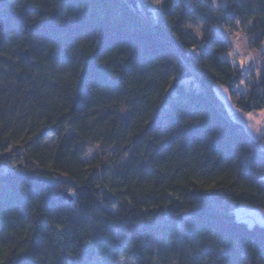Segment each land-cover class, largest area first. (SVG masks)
<instances>
[{
	"label": "trees",
	"instance_id": "trees-1",
	"mask_svg": "<svg viewBox=\"0 0 264 264\" xmlns=\"http://www.w3.org/2000/svg\"><path fill=\"white\" fill-rule=\"evenodd\" d=\"M136 1L0 0V264H264L237 215L264 213L262 140L217 93L264 108L219 30L259 48L264 0ZM96 145L129 162L88 166Z\"/></svg>",
	"mask_w": 264,
	"mask_h": 264
},
{
	"label": "rangeland",
	"instance_id": "rangeland-1",
	"mask_svg": "<svg viewBox=\"0 0 264 264\" xmlns=\"http://www.w3.org/2000/svg\"><path fill=\"white\" fill-rule=\"evenodd\" d=\"M215 5H219V4H225L226 0H213ZM238 2H241L243 0H236ZM156 7L157 5L154 4L153 0H152V11H156ZM201 26L202 23L200 21H197L195 23H190V27L196 32V33H200L201 30ZM221 29H226V28H221ZM226 31L228 32V35L230 34V32L232 33L233 31H228V29H226ZM236 34H238L240 37H243V41L241 43H238V41L234 40L231 41L232 43V47L234 51H230L229 53H226L223 55L224 58H228L230 59L234 64H239L242 68L243 71V78L237 82L234 85V89L239 90L242 93H245L248 89V81H252L253 80V75L252 72L249 69L255 70L257 72L260 71V64H261V56L262 58H264V52H260L261 50V46L259 48H253L249 38L245 35V33L243 31H235ZM231 36V34H230ZM238 48V49H237ZM260 53L261 56H257L256 60L252 61L250 55L248 53ZM232 57H234V60H232ZM224 105L227 106V103H225ZM225 106V107H226ZM49 143H53L54 142V138H50ZM114 156H115V151L114 149H102L100 147V145H96L93 147H90L87 152L86 155L84 156V161L87 163L88 166L91 165H109L110 167H113L116 163L114 162ZM129 155H127L126 157H124L120 162H118L116 165L120 166V165H125L129 162ZM15 166L18 167L19 166V162H15ZM111 169V168H110ZM110 169H108L106 171L107 175L109 176V172ZM4 171H7V167H5L3 169ZM237 215L238 217H240V219H245L247 222L251 223V224H255V223H261L264 224V214L262 213L261 215L259 214H251L248 211L245 212L242 208L237 210ZM191 224V219L190 216L188 214H185L182 218V221L180 222V226L182 228H186L187 226H189ZM96 264H105L102 262H96ZM115 264H136L135 260L132 258H123L121 259L119 262L115 263Z\"/></svg>",
	"mask_w": 264,
	"mask_h": 264
},
{
	"label": "crops",
	"instance_id": "crops-1",
	"mask_svg": "<svg viewBox=\"0 0 264 264\" xmlns=\"http://www.w3.org/2000/svg\"><path fill=\"white\" fill-rule=\"evenodd\" d=\"M219 30H220V33L224 37L229 39L230 41H234V40L236 41L237 40L238 43L244 42L243 37H240L238 34H236V32H232V33L230 32V34H231V36H230V34L228 35V32L226 31V29L223 30L220 28ZM232 51H234V50H232ZM260 52H264V42L261 45ZM248 54L250 55L252 61L256 60L257 56H259V57L261 56L260 53L258 54V53L250 52ZM232 60H234V57H232ZM263 68H264V58H262V56H261L260 71L257 72L255 70L249 69L252 72L253 80L259 79ZM217 93H218L219 97L221 98V100L223 101V103L224 104L227 103V106L225 105L226 109L228 110V112L231 115V117L233 118V120L242 124L245 127V129L247 130V132L254 139L262 140L261 146L264 149V108L261 110L246 113V112H243L236 107V105L232 101L231 94H230V91L228 88L223 87V86L217 87ZM241 208L245 212L248 211L251 214L261 215L263 213L261 211H258L256 209H252V208H249L246 206H242V207H240V209Z\"/></svg>",
	"mask_w": 264,
	"mask_h": 264
},
{
	"label": "water",
	"instance_id": "water-1",
	"mask_svg": "<svg viewBox=\"0 0 264 264\" xmlns=\"http://www.w3.org/2000/svg\"><path fill=\"white\" fill-rule=\"evenodd\" d=\"M133 7H137V1L136 0H127ZM26 55L29 57L28 52ZM66 199L71 200L72 196L69 193H65V195L61 198L62 201H65Z\"/></svg>",
	"mask_w": 264,
	"mask_h": 264
},
{
	"label": "snow or ice",
	"instance_id": "snow-or-ice-1",
	"mask_svg": "<svg viewBox=\"0 0 264 264\" xmlns=\"http://www.w3.org/2000/svg\"><path fill=\"white\" fill-rule=\"evenodd\" d=\"M153 2H154V4H156V5H163V3H164V0H153ZM218 251H223L222 249H217Z\"/></svg>",
	"mask_w": 264,
	"mask_h": 264
}]
</instances>
